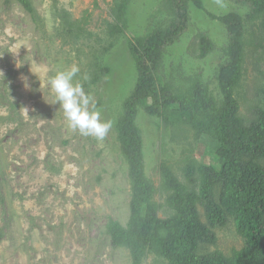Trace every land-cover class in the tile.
Segmentation results:
<instances>
[{
	"label": "rangeland",
	"instance_id": "1",
	"mask_svg": "<svg viewBox=\"0 0 264 264\" xmlns=\"http://www.w3.org/2000/svg\"><path fill=\"white\" fill-rule=\"evenodd\" d=\"M30 1L32 13L16 0H0V264H132L130 251L113 247L106 232L110 220L125 225L131 214L129 167L116 128L138 80L130 46L168 27L175 16L164 0H129L126 28L111 36L113 0ZM251 12L242 1H191L187 27L166 46L158 77L162 86L186 88L199 75L220 105V74L230 42L219 18L238 14L246 22L247 44L246 70L235 97L246 123H261L264 130V17L248 22ZM201 34L213 42L203 57ZM73 64L103 119L112 123L102 141L70 131L51 90L50 77ZM95 71L101 77L92 83ZM173 110V122L181 121L180 110ZM136 125L142 131L146 173L164 206L159 215L166 218L169 193L162 189L161 164L199 192L200 166H222L219 141L207 135L196 139L193 130L166 125L142 108ZM257 163L264 167V157ZM190 165L195 171L189 179ZM214 195L221 203V185ZM198 210L208 223L201 203ZM222 218L223 223L210 226L217 241L203 242L200 254L220 250L231 255L243 247L233 217L224 213ZM143 264L168 262L150 254Z\"/></svg>",
	"mask_w": 264,
	"mask_h": 264
},
{
	"label": "trees",
	"instance_id": "2",
	"mask_svg": "<svg viewBox=\"0 0 264 264\" xmlns=\"http://www.w3.org/2000/svg\"><path fill=\"white\" fill-rule=\"evenodd\" d=\"M27 11L34 12L30 0H16ZM196 0H164L163 4L174 14L168 27H159L145 38L137 39L130 47L135 57L138 80L117 122V139L129 167L131 184V214L124 225L110 220L106 226L113 247L130 251L132 264H143L150 255L165 259L168 264H264V167L257 160L264 157V130L262 124L246 123L240 115V103L235 89L242 81L245 68V21L238 14H228L219 19L225 24L230 45L227 63L221 69V88L224 100L219 105L198 75L189 87L162 86L158 69L168 44L187 27L189 6ZM242 1L252 7L249 21L264 17V0ZM129 0H113L108 23L111 36L126 28ZM201 56L208 54L213 42L201 34ZM101 75L95 71L91 82ZM152 99V104L148 101ZM173 106L182 113L179 122H173ZM139 108L151 116L161 118L166 125H184L194 131L196 139L211 136L219 141L216 151L222 160L218 170L201 165L200 191L189 187L161 164L162 189L168 192L166 218L159 215L164 208L156 197L158 189L146 173L142 131L136 125ZM187 178L195 169L187 167ZM217 185L222 187L221 203L214 195ZM198 203L206 212L208 223L199 215ZM229 213L237 230L244 238L240 249L226 255L220 250L200 254L203 242H214L216 236L210 226L223 223L222 215Z\"/></svg>",
	"mask_w": 264,
	"mask_h": 264
},
{
	"label": "clouds",
	"instance_id": "3",
	"mask_svg": "<svg viewBox=\"0 0 264 264\" xmlns=\"http://www.w3.org/2000/svg\"><path fill=\"white\" fill-rule=\"evenodd\" d=\"M80 73L78 65L59 70L50 77L51 90L55 94L56 103L63 111V117L70 131L81 136L93 137L97 141L105 139L112 123L102 117V110L92 94L85 91L84 84L77 79ZM89 77L84 75L83 80Z\"/></svg>",
	"mask_w": 264,
	"mask_h": 264
}]
</instances>
